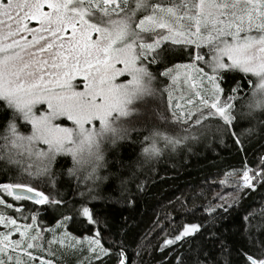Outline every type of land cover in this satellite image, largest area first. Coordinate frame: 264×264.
Listing matches in <instances>:
<instances>
[{
	"label": "snow or ice",
	"instance_id": "obj_1",
	"mask_svg": "<svg viewBox=\"0 0 264 264\" xmlns=\"http://www.w3.org/2000/svg\"><path fill=\"white\" fill-rule=\"evenodd\" d=\"M176 48L188 62L169 66ZM229 74L241 76L226 90ZM133 133L140 153L110 162ZM224 138L245 154L264 140V0H0V264H55L53 246L69 240L93 264H130L97 210L113 198L107 187L130 200L165 150ZM62 157L72 166L58 173ZM226 176L232 193L172 223L161 251L192 241L177 264H233L234 253L237 264H264V195L233 218L238 248L217 226L264 189V154Z\"/></svg>",
	"mask_w": 264,
	"mask_h": 264
},
{
	"label": "trees",
	"instance_id": "obj_2",
	"mask_svg": "<svg viewBox=\"0 0 264 264\" xmlns=\"http://www.w3.org/2000/svg\"><path fill=\"white\" fill-rule=\"evenodd\" d=\"M167 62H170L169 66L187 63V53L179 48L173 49L167 54ZM151 70L155 73L162 68L158 69L153 65ZM240 76L241 74H229L227 84L224 85L225 89L232 87L236 80H240ZM254 79L248 76L242 81L244 91L241 95L251 92L253 85H250L248 80ZM159 126L161 129L172 131L163 124ZM21 130L25 131L23 128ZM142 138L133 133L132 142H120L114 150L108 151L109 161L123 159L127 163L134 160L140 153ZM245 148L246 154L239 152L231 140L224 138L223 142L219 140L214 143L200 142L193 143L190 147L179 146L176 151L165 150L164 155L155 162L152 172L141 177L146 187L142 191H137L135 186H132L133 196L130 200L120 197L114 185L107 187L105 195H112L113 198L97 202V210L106 217L110 229L105 231V236L109 239L125 240L130 264H177L176 256L187 255L192 241L184 243L183 247L175 251L172 247L161 251L160 246L166 235L172 234V223H179L182 219H192L193 214L188 209H192L193 205L199 207L207 205L210 201L217 203L213 199L215 196L232 193L231 187L222 188L219 182L227 179L230 184L236 179V177H227L226 174L234 168H240L245 155L246 159L252 162L264 154V140L254 139L251 143H246ZM112 151H115L114 157L111 155ZM71 166V157H62L56 169L59 173ZM2 179L4 177L0 175V180ZM261 195H264V189L249 193L232 216L218 221L217 226L222 238L229 247L240 246V239L235 235L236 226L233 218L237 212L242 215L245 209H258ZM55 215L50 210L44 217V223L50 228L54 224ZM200 215V211L195 212V216ZM72 232L76 236L89 234L79 226H76ZM196 243L199 244L201 241L197 239ZM237 261L238 257L234 253L233 264H237ZM66 264H93V261L86 257H72ZM108 264H114V259Z\"/></svg>",
	"mask_w": 264,
	"mask_h": 264
},
{
	"label": "rangeland",
	"instance_id": "obj_3",
	"mask_svg": "<svg viewBox=\"0 0 264 264\" xmlns=\"http://www.w3.org/2000/svg\"><path fill=\"white\" fill-rule=\"evenodd\" d=\"M29 26H35V22H29ZM30 39V36H29ZM30 130V128L28 129ZM54 231V229H53ZM18 238V237H17ZM51 238V237H49ZM71 241H66L63 246L61 245H54V251H55V256L51 257L54 259L55 264H66L69 262V258H80V257H86L88 260H92V257L89 252L85 251L83 248L80 247H72L71 246ZM86 248V245H85Z\"/></svg>",
	"mask_w": 264,
	"mask_h": 264
}]
</instances>
